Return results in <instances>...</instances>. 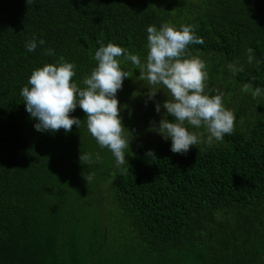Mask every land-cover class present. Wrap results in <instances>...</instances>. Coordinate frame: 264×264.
<instances>
[{
	"label": "trees",
	"instance_id": "trees-1",
	"mask_svg": "<svg viewBox=\"0 0 264 264\" xmlns=\"http://www.w3.org/2000/svg\"><path fill=\"white\" fill-rule=\"evenodd\" d=\"M162 22L195 25L204 38L189 51L235 113L232 134L171 152L147 130L164 109L133 97L146 90L131 77L117 92L123 124L138 133L127 164L99 148L79 107L70 113L79 129H34L20 96L34 68L62 58L84 87L100 43L143 58L146 26ZM33 35L55 55L27 52ZM248 47L264 57V0H0V264H264V98L244 90L264 88V64L245 63ZM237 61L245 69L233 77ZM80 151L99 162L82 164Z\"/></svg>",
	"mask_w": 264,
	"mask_h": 264
},
{
	"label": "clouds",
	"instance_id": "clouds-1",
	"mask_svg": "<svg viewBox=\"0 0 264 264\" xmlns=\"http://www.w3.org/2000/svg\"><path fill=\"white\" fill-rule=\"evenodd\" d=\"M145 31L143 58L111 41L100 43L92 57L95 66L82 79L84 87L72 79L76 75L75 64L62 58L34 68L20 89L21 101L34 129L49 133L61 129L68 133L73 125L79 129L82 119L70 115L79 107L85 113L83 123L99 148L112 154L116 167L127 164L125 156L138 133L123 124L120 113L125 105L118 100L117 92L122 89L123 80L131 77L147 89L144 93L133 91V97L144 95L145 104L152 101L157 114L164 109L162 118L150 121L147 130L170 141L171 152L186 155L191 146L197 145L211 149L232 134L235 113L225 106L223 91L208 86L205 60L189 51L191 44H204V38L196 35L195 25L177 27L162 22L159 26L147 25ZM45 44L44 39L33 35L24 47L31 53L39 46L44 55L54 56L55 50ZM127 62L132 65L131 70L122 66ZM245 63L264 64V57L258 58L255 50L248 47ZM227 68L234 77L244 71L245 64L229 62ZM133 69L139 70L138 76H133ZM244 90L253 100L264 98V88L260 86L245 84ZM158 92L166 99L157 101ZM78 159L84 165H91L98 163L100 156L97 153L93 159L91 153L80 151ZM92 178V174L85 177L86 181Z\"/></svg>",
	"mask_w": 264,
	"mask_h": 264
},
{
	"label": "rangeland",
	"instance_id": "rangeland-1",
	"mask_svg": "<svg viewBox=\"0 0 264 264\" xmlns=\"http://www.w3.org/2000/svg\"><path fill=\"white\" fill-rule=\"evenodd\" d=\"M145 90H147L146 87H145ZM156 96H160V97L162 96V97H164V98L166 99V97L163 95L162 92H158ZM161 118H162V117H160V119H161ZM160 119H159V120H160ZM159 120H158V121H159ZM154 133H155V132H154Z\"/></svg>",
	"mask_w": 264,
	"mask_h": 264
}]
</instances>
